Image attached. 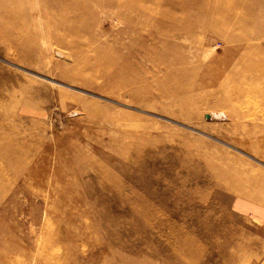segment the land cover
Listing matches in <instances>:
<instances>
[{"label":"rangeland","instance_id":"rangeland-1","mask_svg":"<svg viewBox=\"0 0 264 264\" xmlns=\"http://www.w3.org/2000/svg\"><path fill=\"white\" fill-rule=\"evenodd\" d=\"M264 0H0V264H264Z\"/></svg>","mask_w":264,"mask_h":264},{"label":"crops","instance_id":"crops-1","mask_svg":"<svg viewBox=\"0 0 264 264\" xmlns=\"http://www.w3.org/2000/svg\"><path fill=\"white\" fill-rule=\"evenodd\" d=\"M244 199L246 200H241L236 204L239 214L248 217L254 224L264 228V204L256 203L254 200L249 203L250 199Z\"/></svg>","mask_w":264,"mask_h":264}]
</instances>
